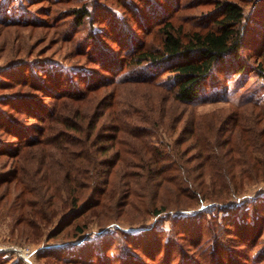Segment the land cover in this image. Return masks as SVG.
Segmentation results:
<instances>
[{"label": "trees", "instance_id": "1", "mask_svg": "<svg viewBox=\"0 0 264 264\" xmlns=\"http://www.w3.org/2000/svg\"><path fill=\"white\" fill-rule=\"evenodd\" d=\"M5 1V7L0 1L1 23L29 21L19 9V0ZM159 1L141 0L145 13L141 6L133 9L143 34L155 29L160 34L155 45L135 36L122 19L113 24L115 14L94 15L90 1L71 9L74 26L85 18L89 25L102 22L109 27L108 37L115 40L117 55L86 49L87 59L99 70L43 62L32 63L31 70L20 67V76L0 71L1 85L14 83V78L42 95L19 92L0 96L1 104L33 119L23 126L8 108L0 107V133L14 139L11 143L0 139V156L14 159L10 172L19 186L7 206L20 215L16 222L21 223L23 235L37 238L41 226L58 212L62 216L54 226L56 233L63 230L65 218L66 223H74L75 233L82 232L90 219L110 221L124 214L126 205L146 207L150 204H144L146 196L152 204L159 189L173 200L171 204L168 197L166 202L152 204L155 216L170 207H190L204 199L222 201L231 190L238 191L264 175L260 169L264 127L258 131L255 127L263 120V111L253 115L234 110L230 116L221 110L201 115L191 111L188 126L171 147L157 142L156 128L168 126L175 131L182 120L185 112H176L177 106L194 108L209 97H219L228 90L225 79L244 75L241 46L248 20L240 4L220 0L209 26L182 33L171 21L174 5ZM131 2L120 0L118 4L130 10ZM131 67H137L133 68L136 73L133 69L134 74L125 73ZM256 70L264 77V68ZM163 73H167L165 79L160 78ZM7 84L2 87H12ZM130 84L150 89L141 95L129 89ZM263 88L256 83L251 93L239 94L235 103L260 106ZM164 92L166 102L161 101L163 97L158 99ZM190 151L194 154H188ZM193 160L195 164L189 166ZM256 209L257 202H253L250 209L241 208L232 218L223 216L222 220L202 208L194 214H171L166 231L158 220L139 232L117 227L95 241L49 246L42 257L51 264H172L174 259L180 264H206L208 256L228 261L230 251L223 234L235 235L241 245H254L263 229L256 223L260 215ZM237 227L240 233L235 232ZM235 260L229 264H238Z\"/></svg>", "mask_w": 264, "mask_h": 264}, {"label": "rangeland", "instance_id": "2", "mask_svg": "<svg viewBox=\"0 0 264 264\" xmlns=\"http://www.w3.org/2000/svg\"><path fill=\"white\" fill-rule=\"evenodd\" d=\"M2 1L5 2L4 7L7 6L6 1ZM89 1L92 2L91 9L94 10V15H99L101 13H106L108 15V12L112 15L115 14L113 15V19L117 21L114 20L113 24L116 25L117 23H122V21L125 22L128 29L135 34V36L146 39L145 41L149 45H155L160 41V34L156 29L143 34V31H140L141 26L136 23L138 16L136 14L137 12H133V9H138L140 6L143 7L141 0H132L130 10L128 8L123 9L118 4L120 0H19V9H21L24 18H28L29 21L17 23L0 22V71L7 75L12 74V72L13 74L19 75L20 67L29 68L31 70L30 67L32 63L42 64L43 62L64 63L69 67L84 66L88 69L99 70L98 66L87 59L88 50L86 51V49L89 47L97 50L104 49L109 53L112 52L114 55L118 54V49L116 43H114V38L111 39L110 36L108 37L107 31H109V27L104 25V23L93 21V23L89 25V18H85L81 25L77 27L74 26V18L71 15L73 12L71 9L80 6L83 2ZM143 1L147 3L150 2V0ZM219 1L220 0H160L159 2L162 5H174V14L171 17V21L176 27L180 26L181 32L184 33L191 29L209 26L212 23L211 19L213 14L217 11V3ZM231 1L240 4L248 18L243 26V36L245 40L242 42V50L240 48L242 59L246 63L245 73L242 76L234 74L231 78L225 79V87L228 88V90L227 92L221 93L222 95L219 97H209L206 99V102L200 103L194 108L184 105L177 106L176 112H180V114L185 112V114L180 123H178L176 130L167 129L168 126H165V128L162 126L156 128L158 132L156 136V139H158L157 142L162 141L163 145L166 144L168 147L172 146L174 138L178 136L184 127L188 126L186 121L191 111H194L196 115H201L203 113H211L214 110H221L227 116H230L231 112L234 110L240 112L246 111V113H253V115L260 111L264 112V88L261 89L263 102L260 106L256 107L254 104L239 106L235 103L239 94L251 93L256 83L264 87V77L259 75L256 70L258 67L264 68V0ZM103 3L105 5H103ZM155 4H157L156 1L152 5ZM145 11L143 7L142 13H145ZM12 17V13H9L8 18ZM120 30L121 27L119 31L118 29L115 31L116 36L121 32ZM111 35L113 36L112 32ZM19 63L21 64L19 65ZM133 68L137 67L128 68L129 70H125V73L131 75L136 73V70ZM132 69L134 73H132ZM166 75L167 73H163L160 78L165 79ZM216 76L217 78L220 77V75ZM12 81H14V83H6L8 86L12 87H2L6 84L4 83V85H1L3 83L0 81V96H11L19 92H31L38 96L41 95V92L39 93V91L30 89L23 81L15 80L14 78ZM125 86L126 85H122L121 88H125ZM127 86L129 89H135L136 93L141 95L146 93L145 89H150V86L143 85L130 84ZM162 94L163 96H160L158 99L163 97L161 101L166 102L165 92ZM237 103H240V101ZM6 106L8 105L0 103L1 108H5ZM6 108L18 118L21 125L27 126L32 124V118H27L25 115L18 114L12 111L10 107ZM222 125L224 126L225 124ZM246 125L250 126V128L252 127V123H247ZM255 127L257 131L264 127V118ZM0 139L7 143H11L14 140L3 133H0ZM190 142H192V140L186 141L181 147H185ZM191 152L193 153L194 151H190L188 154H191ZM13 160L11 156L6 154L0 156V264H12V262L17 260L21 261L20 264H51V260L48 262L46 257H42V254L46 252L45 250L49 246L70 247L78 242L95 241L101 236H109L110 232L117 227L123 228L129 232H139L142 228L155 222V220H158L166 231L170 226L169 215L194 214L201 208L205 212H212L210 213L211 216L214 214L219 220H222L223 216L232 218L237 210L239 211L241 208L245 211L250 209L253 202H257L256 210L258 215L260 214L256 223L257 225L262 224L263 226L261 234L256 238V243L254 242V245L251 246L241 245L239 241H235V235L223 234L224 241L229 246L228 250L230 251L228 254V261H223L221 258H217L215 261V259L213 260L208 256L205 263L214 264L215 262L216 264H229L236 259L235 261H237L238 264H264V211L261 210L264 208V175L246 183L238 191L231 190L222 201L218 200L213 202L209 199H204L197 201L190 207H170L156 216L151 214L154 207L152 204L159 205L162 202H166L168 197L169 200L171 199L172 204L173 196L167 193L162 194L163 191L161 189L157 191L154 190L153 192L156 191L157 195L153 196L156 200L152 202V204L150 202L151 197L149 198L146 196L143 198L144 204L150 203L147 204L146 207L138 206L136 208H130L129 205H126V207H124V214H115L118 217L110 221H104L102 217L90 219L84 230L78 233H75L73 227L74 223H66L67 218L63 220V230L60 233H56L54 226L56 221L62 216L61 212H58L53 216L50 223L41 226V234L33 239L31 238L32 235L26 236L21 233V223L16 222L20 215H17V211L14 208L11 209L7 206V201L9 202V200L13 199L19 190V186L15 184L14 179H12L13 174L10 172L14 166ZM193 164H195V160L189 163V166ZM260 167L261 170L264 169V163L261 164ZM123 198L125 197H121L120 199ZM179 198L184 199L183 196ZM129 199L131 200V197H129ZM58 203L61 204V201L56 202V204ZM210 214L207 215V217H209ZM251 216L252 215H249V218H252ZM249 218L248 220H250ZM250 224L251 223H249V225ZM227 230L231 232V229ZM234 230L240 233V228L237 227ZM116 233L123 237L119 230H117ZM119 236L118 238H120ZM117 242L115 244H117ZM23 249L29 250V253L30 251L32 252L25 256V254H22V252H24ZM210 259L212 261L209 262ZM225 261L227 262L225 263ZM172 264H180V260L174 259Z\"/></svg>", "mask_w": 264, "mask_h": 264}, {"label": "built area", "instance_id": "3", "mask_svg": "<svg viewBox=\"0 0 264 264\" xmlns=\"http://www.w3.org/2000/svg\"><path fill=\"white\" fill-rule=\"evenodd\" d=\"M23 251H24V252H22V254H25V256L29 253V250H27V249H26V250L23 249ZM31 252H32V251H30V253H31ZM30 253H29V254H30Z\"/></svg>", "mask_w": 264, "mask_h": 264}]
</instances>
